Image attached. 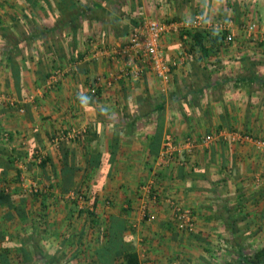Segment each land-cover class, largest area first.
I'll return each mask as SVG.
<instances>
[{
  "label": "crops",
  "instance_id": "0c3cea01",
  "mask_svg": "<svg viewBox=\"0 0 264 264\" xmlns=\"http://www.w3.org/2000/svg\"><path fill=\"white\" fill-rule=\"evenodd\" d=\"M39 1L42 7L34 10L23 0H0V91L5 95L0 145L27 152L19 164L28 165V180H38L40 191L51 196L47 213L52 225H39L40 197L28 203L19 195L17 202L0 201V264H42L65 236L63 251L72 264L81 260L72 257L78 252L82 259L94 255L97 227L62 198L74 192L65 195L58 186L49 187L61 183L64 166L72 164L77 168L75 187L83 182L91 194L88 183L102 182L95 207L99 228L110 215H124L123 209L131 206L126 215L136 226L134 243L144 261L238 264L241 246L247 254L263 247L264 179L258 173L264 171V154L255 143L229 136L244 132L264 137V0H119L117 9L112 2L82 0L85 8L95 1L99 5L69 31H43L55 26L59 0H51L52 11L45 0ZM196 15L205 22L232 21L235 41H224L208 59L184 62L165 87L149 69L139 78L119 75L129 64L117 51L140 19L170 25L162 46L169 58H179L186 29L180 23ZM115 21L129 25L126 35L116 34ZM253 22L257 31L251 35L246 27ZM33 33L28 44L26 37ZM13 36L21 40L14 49L19 51L20 93L5 53ZM57 68L65 73L49 85ZM96 76L103 80L93 93ZM160 111L163 120L158 119ZM72 128L81 129L77 138L56 140ZM4 132L11 143L3 139ZM170 132L175 150L167 152ZM33 146L49 158L46 169L29 155ZM91 149L110 151L107 171L87 168L94 161ZM146 185L154 191L149 193ZM21 187L28 194L36 192ZM176 205L193 210L195 230L190 234L177 226ZM79 231L82 237L76 236Z\"/></svg>",
  "mask_w": 264,
  "mask_h": 264
},
{
  "label": "trees",
  "instance_id": "16d2710c",
  "mask_svg": "<svg viewBox=\"0 0 264 264\" xmlns=\"http://www.w3.org/2000/svg\"><path fill=\"white\" fill-rule=\"evenodd\" d=\"M23 1H25L28 4V6L34 10L36 9V7L38 8L42 7L39 0H23ZM102 1L105 2L106 5L112 2V5H114L115 8L118 7L117 4L119 0H102ZM45 3L47 4V6L51 11L52 9L54 10L51 0H45ZM97 5L99 4L98 2L95 1L93 5L87 4L86 5L87 8H85V4L82 2V0H59L57 4L59 13L58 16L56 17L55 26L52 28L44 26L42 30L43 31L57 30V29H65L67 31L72 30L73 25L77 26L79 25L81 20L87 18L88 16L87 11H91V14L94 13L95 7ZM119 7H121L120 9L121 13H125L123 4H119ZM113 25L115 29L114 31L118 36L126 35L128 33V29H129L128 24L125 25L123 23H118L115 21ZM34 29H36L35 30L37 31L36 33L41 34L40 32L42 30H40V26L35 24ZM226 32L227 31H217L212 28L211 29L187 28V30L185 29L182 32V42L185 51H187L189 55V57L185 60V62L186 61L189 62L191 60H195V61L205 60L215 55L218 52L219 45L224 41H226L225 40ZM185 34H187L188 36L185 37L184 36ZM33 39H35V33H33V35H29L26 37V41L28 42V44L31 43ZM10 42L12 45L11 48H7L5 49L6 51L5 50L4 51L7 54L9 65L12 69L15 87L17 91L20 93L22 76H21V66L17 59V55H18L17 53L19 51L16 52L14 51V49L19 45L21 40L13 36L10 38ZM128 68L130 69V67ZM207 68L208 67L205 66V69ZM254 78L257 79L258 76H254ZM95 89H96L95 93H97L98 86H96ZM164 116H165L164 112L160 111L158 119L163 120ZM169 134H171L173 139L175 140V135L172 132H170ZM244 134H248V133H244ZM11 141L12 140L10 135V138L7 142L11 143ZM68 151H69L68 149L64 150L65 161L68 157L67 156ZM28 152L29 155L34 159L33 162H37L38 165H40L41 169H46L49 163V158L44 157L40 162H38L37 158L39 157V152L41 151L37 146H33L32 149H30ZM23 153L24 152L14 148V146H12V148H9L7 144L0 145V186L3 185L4 187L3 191L0 192V201L1 203H4L3 201L9 199L10 201L17 202L16 195H19L21 197L20 199H23L26 203H28L31 199L35 201L37 197H40L41 198L40 201L42 204V208H41L42 212L39 217L40 220H42V223H40L39 225L41 224L47 225L48 227L52 225L51 224L52 221H50L48 217L49 213H47L48 198L50 199L51 196L40 191L41 189L40 186H38L36 192L34 193L32 192L31 194H28L27 192H23L21 190L22 168H24L25 166V171H26V166H28L26 164L20 166L19 164V161L20 160L24 161L23 158L27 155L26 154L27 152L25 154ZM89 154L93 155L94 161L93 163L89 161L90 163H88L87 168L94 167L95 169L96 168H98L99 170L101 169L103 172L107 171L108 168L107 161L112 156L110 154V151L101 152L100 150L91 149ZM13 168L15 169V172L13 173V177H11L10 171ZM76 171L77 168L73 164L69 168L64 166L63 172H65V174L63 175V181H61V183L51 182L49 184V187L51 188L58 186L61 193H64L65 195L74 192V196L73 195L62 196V198L66 200V203H68V207L70 208L71 211L74 210L78 213V215L86 217V220L90 221L92 228L97 227V231H98L97 240H96L97 246L94 249L93 252L94 255L88 258L86 257L85 259L83 258L84 261H82L83 259L80 252L74 254L72 257H74V259L76 260L77 258L81 259V260L78 259L79 260L78 264H151L149 261H144L142 259L141 254L137 250L136 244L134 243L136 239L137 229L133 222L132 223L129 222L126 215L131 211V208H128L131 206L128 204L129 206L123 209L126 213L124 215L121 216L110 215L109 218L107 219L105 227L99 228L100 220L95 212V207L97 206L99 199L97 196V191L102 187V182H100L99 179H96L91 186L88 183V190H90L91 192V194H89L87 190H84L85 188H82L81 184L83 182L79 183V185L75 187ZM68 174H69V178H68ZM13 184L14 187L12 188ZM152 191L154 190L151 188L150 192L152 193ZM16 193H20V194H16ZM23 217H24V213L22 214V218ZM45 217L46 220H44ZM57 233H59L58 236L61 235V231ZM82 233L83 232L80 233L79 231L78 234H76V236L79 235L82 237L83 236ZM67 239L68 236H65L64 239L61 240L59 247L53 250V253L48 251L44 257L45 260L41 261L42 264H67L68 260L70 262L71 261L70 258H67L66 253L63 251L64 246L67 243L66 242ZM243 248L245 249V246H241V250L239 251L240 264H264V246L257 250H253L248 254L245 253V250H243ZM65 258L67 259L63 262Z\"/></svg>",
  "mask_w": 264,
  "mask_h": 264
},
{
  "label": "built area",
  "instance_id": "2783aa9c",
  "mask_svg": "<svg viewBox=\"0 0 264 264\" xmlns=\"http://www.w3.org/2000/svg\"><path fill=\"white\" fill-rule=\"evenodd\" d=\"M232 21H204V18L201 15H196L191 19L183 20L180 23V26L188 29H195L202 26H206L217 31H227L225 40L228 43L234 42L236 39V33L232 30ZM170 25L167 23L158 20V19H140L137 24H134L130 31V38L126 44H124L118 51V54L127 58V64H129L126 68H124L120 72V76L131 75L135 78H139L143 71L146 69L151 70L164 84V87L168 85L172 80L173 72L176 68L182 65L185 60L189 57L187 51H183L180 53L179 58H169L166 54L165 49L162 46V40L164 38L165 33L169 29ZM246 29L252 35L257 31V24L251 23ZM185 37L188 35L185 34ZM130 66V69L128 68ZM65 71L61 68H57L53 71L52 76L49 80V85H54L59 81V79L64 75ZM116 77H120V76ZM102 76L95 77L94 86H99L102 82ZM95 87L91 88L93 93L96 92ZM5 99V95L0 91V103ZM81 133V129L72 128L67 132H61L56 140H64V139H75ZM3 139L8 141L10 138L9 132L3 133ZM232 141H250L255 143L257 148L263 152L264 154V137L254 136L252 134H244L234 132L229 136ZM212 139V136H206L205 140L208 142ZM165 146L167 152H172L175 150L174 139L171 134H167L165 138ZM41 151V150H40ZM44 153L39 152V157L37 161L40 162L44 158ZM20 166H23L21 164ZM258 179H264V171L258 173ZM22 185L25 186V173H22ZM28 187V188H27ZM3 185L0 186V192L3 191ZM25 189H29L31 191L38 189V183L30 181L29 186H25ZM149 193L151 191L150 185L144 186ZM7 190V188H6ZM156 198V195H154ZM175 220L177 222L178 228L182 232H190L195 228V217L193 214V210L189 207H184L180 205H176L175 207Z\"/></svg>",
  "mask_w": 264,
  "mask_h": 264
},
{
  "label": "rangeland",
  "instance_id": "374dc122",
  "mask_svg": "<svg viewBox=\"0 0 264 264\" xmlns=\"http://www.w3.org/2000/svg\"><path fill=\"white\" fill-rule=\"evenodd\" d=\"M24 168H25V166H24ZM28 175L26 174V171H25V180H26V182H25V186H29L30 185V181L28 180ZM30 178V177H29ZM31 180H33V181H35V179H31ZM36 182V181H35ZM37 183L39 184V181H37ZM24 186V187H25ZM39 186V185H38ZM28 188V187H27ZM194 230H195V228H194ZM194 230H192V231H190V232H185V234L187 233V234H190L191 232H193ZM182 232V231H181ZM144 260V259H143ZM70 264H72V262H70Z\"/></svg>",
  "mask_w": 264,
  "mask_h": 264
}]
</instances>
